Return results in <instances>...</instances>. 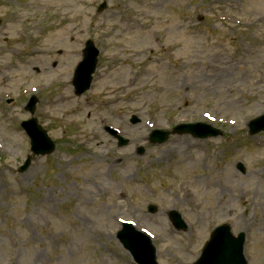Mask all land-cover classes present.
<instances>
[{"label": "rangeland", "instance_id": "374dc122", "mask_svg": "<svg viewBox=\"0 0 264 264\" xmlns=\"http://www.w3.org/2000/svg\"><path fill=\"white\" fill-rule=\"evenodd\" d=\"M0 20V264H135L116 237L122 222L152 236L159 264H194L227 223L246 233L248 263L264 264V132L248 127L264 114V0H0ZM88 39L100 56L77 97ZM32 94L57 149L19 173ZM196 121L221 135L149 142L154 129ZM189 136L200 163L181 162ZM202 174L214 186L190 185ZM172 210L187 230H174Z\"/></svg>", "mask_w": 264, "mask_h": 264}, {"label": "water", "instance_id": "95a60500", "mask_svg": "<svg viewBox=\"0 0 264 264\" xmlns=\"http://www.w3.org/2000/svg\"><path fill=\"white\" fill-rule=\"evenodd\" d=\"M105 4H102L99 11L104 9ZM99 50L96 49L92 41H88L86 49L84 50V59L78 65L74 77V86L78 95L84 93L90 88L92 82V74L96 70L97 57ZM37 99L33 97L27 105V109L35 112ZM137 118H133V122H137ZM23 127L28 131L32 138L33 151L35 154H48L52 153L55 145L48 138L46 132L38 125L35 118L23 122ZM251 133L255 134L264 130V116L256 119L251 123ZM177 132H192L197 136L206 137L211 134H218L219 131H211L208 126L197 125H183L175 128L174 133ZM115 133V131H113ZM170 132L156 131L151 138L152 142L162 143L167 140ZM127 141L120 139V145L126 144ZM143 152V149L140 150ZM31 158H29L25 165L20 168V171H25L30 166ZM243 171V167L240 165ZM154 211V207H151ZM176 218V224L180 225L179 216L173 212ZM124 230L120 232L119 238L134 255L139 264H157L156 251L150 239L143 233L136 231L132 226L125 224ZM181 227V226H180ZM244 242L245 234L240 233L238 237H233L230 233L228 225L220 226L213 232L211 240L208 242L203 250V253L196 264H247L244 256Z\"/></svg>", "mask_w": 264, "mask_h": 264}, {"label": "bare ground", "instance_id": "6f19581e", "mask_svg": "<svg viewBox=\"0 0 264 264\" xmlns=\"http://www.w3.org/2000/svg\"><path fill=\"white\" fill-rule=\"evenodd\" d=\"M67 102H68V100L66 98H62V99L59 100L58 104L60 105V104H64V103H67ZM192 139L193 138L190 137V136L184 138V143L186 145L185 150L187 152H189L190 150H194L193 153L187 154L186 156H184V158H182L181 162H183V163L185 162L186 164L188 163L187 161H189L192 158H193L194 161L197 160L199 163L201 162V160L199 159L200 155H199V152H198V150H199L198 144L193 143ZM88 142H90V141H88ZM194 157H196V158H194ZM92 163L93 162H90V165ZM221 171L223 173L222 175H226V176L232 175L231 173H229L230 172L229 168H225V169L223 168ZM260 174H262V179L264 180V174L261 171H258L257 175L259 177H260ZM232 177H233V175H232ZM189 183H190V185H193V186H195L197 188L198 187L199 188L204 187L205 189H208V188L214 186V184L210 182L209 176L206 175V174L196 175V176L192 177ZM255 195L258 196L257 193ZM192 199L193 198H191V200ZM215 213L216 214H220V216L231 215L230 212L226 208H221V210H217V211H215Z\"/></svg>", "mask_w": 264, "mask_h": 264}]
</instances>
